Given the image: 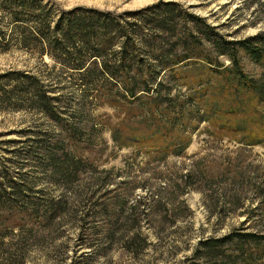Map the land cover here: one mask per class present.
Returning a JSON list of instances; mask_svg holds the SVG:
<instances>
[{"label":"rangeland","instance_id":"obj_1","mask_svg":"<svg viewBox=\"0 0 264 264\" xmlns=\"http://www.w3.org/2000/svg\"><path fill=\"white\" fill-rule=\"evenodd\" d=\"M47 1L63 11L88 8L115 15L177 2L229 40L264 32V0ZM41 60L18 49L0 52V75L42 72L65 81V75H48L47 56ZM243 64L249 76L264 75L248 59ZM51 88L81 130L58 178L50 167H40L43 154L37 148L41 140L58 136V127L34 111L0 106V165L10 167L14 177L18 171L28 188L17 200L26 201V212L12 210L13 203L0 206V264H200V241L236 230L264 233V146L246 147L222 133L211 136L205 123L179 157L163 159L131 142L121 148L108 130L116 112L103 97L112 87ZM62 138L68 143L63 133ZM70 161L76 165L69 167ZM52 200L64 209L54 221L42 209ZM30 202L39 205V215L27 209ZM224 250L232 263L249 257V251L244 255L231 245Z\"/></svg>","mask_w":264,"mask_h":264},{"label":"trees","instance_id":"obj_2","mask_svg":"<svg viewBox=\"0 0 264 264\" xmlns=\"http://www.w3.org/2000/svg\"><path fill=\"white\" fill-rule=\"evenodd\" d=\"M13 49L39 60L47 56L48 75H65V81L42 72L0 75L1 107L34 111L60 130V137L37 146L40 167H50L56 178L66 171L67 148L80 142L81 130L51 87H112L103 97L116 112L108 130L121 148L131 142L163 159L179 157L205 123L211 136L222 133L246 147L264 146V75L249 76L243 64L248 59L264 69V32L229 40L177 2L115 15L88 8L63 11L47 0H0V52ZM75 165L70 161L69 167ZM9 170L0 165V206L13 203L12 210L26 212V201L17 203L28 190L26 180ZM43 208L50 221L64 211L54 200ZM27 209L41 212L37 203ZM198 245L200 264H236L225 255L228 245L244 255L249 251L242 264H264V233L236 230Z\"/></svg>","mask_w":264,"mask_h":264}]
</instances>
